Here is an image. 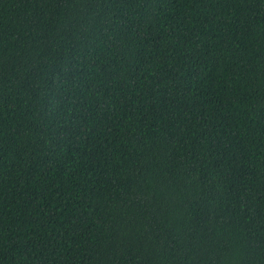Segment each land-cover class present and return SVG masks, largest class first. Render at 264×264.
Masks as SVG:
<instances>
[{"label": "trees", "instance_id": "trees-1", "mask_svg": "<svg viewBox=\"0 0 264 264\" xmlns=\"http://www.w3.org/2000/svg\"><path fill=\"white\" fill-rule=\"evenodd\" d=\"M0 264H264V0H0Z\"/></svg>", "mask_w": 264, "mask_h": 264}]
</instances>
